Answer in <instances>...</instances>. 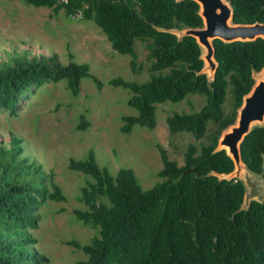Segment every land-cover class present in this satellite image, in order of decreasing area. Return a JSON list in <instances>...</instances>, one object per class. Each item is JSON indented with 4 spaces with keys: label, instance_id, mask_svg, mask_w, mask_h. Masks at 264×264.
I'll return each mask as SVG.
<instances>
[{
    "label": "trees",
    "instance_id": "16d2710c",
    "mask_svg": "<svg viewBox=\"0 0 264 264\" xmlns=\"http://www.w3.org/2000/svg\"><path fill=\"white\" fill-rule=\"evenodd\" d=\"M68 17L92 21L111 48L137 64L135 43L143 44L150 62L148 81L142 84L115 79L129 89V105L136 116L122 120L123 132L134 126L153 128L156 105L180 102L189 95L205 99L198 112L166 118L171 135L189 133L183 165L170 160L159 148L160 182L142 190L130 169L115 177L100 169L92 151L82 161L71 160V171L93 182L81 189L79 200L86 211H75L85 226L99 229V236L80 248L87 259L79 264H264V199L243 208L246 187L239 179H222L234 171L225 150H218L224 131L234 125L243 98L255 85L254 74L264 67V39L249 42H213L217 69L213 79L203 73L202 50L187 29L203 28L196 2L184 0H24ZM236 25L264 24V0H225ZM89 76L86 64L60 63L56 55L16 59L0 64V115L15 114L31 92L46 83L66 80L73 94L80 80ZM87 123L83 121L81 128ZM21 140L0 146V264H37L26 232L37 228L36 211L45 197L64 201L61 189L42 167L22 158ZM247 171L264 175V124L255 126L240 144ZM106 200V202L104 201Z\"/></svg>",
    "mask_w": 264,
    "mask_h": 264
},
{
    "label": "rangeland",
    "instance_id": "374dc122",
    "mask_svg": "<svg viewBox=\"0 0 264 264\" xmlns=\"http://www.w3.org/2000/svg\"><path fill=\"white\" fill-rule=\"evenodd\" d=\"M135 52L142 69L133 73L130 57L115 52L92 21L79 15L68 17L62 11L54 13L24 0H0V64L56 55L63 65L74 62L89 68L76 95L66 80L46 83L31 92L15 114L0 115V146L9 148L11 138H19L21 157L41 166L44 174L52 173L64 196L61 202L50 200L52 188L47 181L45 197L36 211L37 228L26 232L35 241L29 246L31 257L43 260L37 264H79L87 256L73 243L85 246L99 236L98 228L85 226L75 217V211L87 210L79 197L93 180L71 171V160H85L92 151L100 169L113 177L120 169H130L146 191L160 182L159 148L182 166L188 145L201 143L189 133L171 135L166 125V118L173 114L198 112L205 99L197 95L157 104L153 128L134 126L130 132L122 131V119L137 112L129 105V89L111 81H148L151 63L143 44L136 42ZM261 73L254 74L255 83L264 79ZM83 121L87 125L81 128ZM240 180L246 187L243 208L252 200L264 199V175L243 171Z\"/></svg>",
    "mask_w": 264,
    "mask_h": 264
},
{
    "label": "water",
    "instance_id": "95a60500",
    "mask_svg": "<svg viewBox=\"0 0 264 264\" xmlns=\"http://www.w3.org/2000/svg\"><path fill=\"white\" fill-rule=\"evenodd\" d=\"M181 2L184 0H175ZM200 9L203 21L201 29H187L179 37H193L202 50L204 62L203 73L213 79L217 64L214 60L213 42L224 43L249 42L264 39V24L236 25L232 22V9L225 0H192ZM261 76L264 77V67ZM264 124V79L253 86L248 95L243 98L234 125L224 131L218 142V150H225L234 163V171L229 175H222V179H239L247 167L241 161L240 144L253 127ZM262 201V200H261Z\"/></svg>",
    "mask_w": 264,
    "mask_h": 264
}]
</instances>
